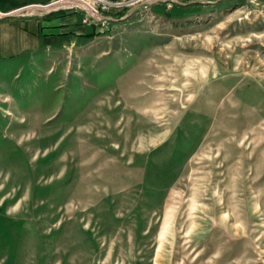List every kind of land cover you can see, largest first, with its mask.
<instances>
[{
    "label": "rangeland",
    "instance_id": "rangeland-1",
    "mask_svg": "<svg viewBox=\"0 0 264 264\" xmlns=\"http://www.w3.org/2000/svg\"><path fill=\"white\" fill-rule=\"evenodd\" d=\"M73 1L0 76V264H264V0Z\"/></svg>",
    "mask_w": 264,
    "mask_h": 264
},
{
    "label": "crops",
    "instance_id": "crops-1",
    "mask_svg": "<svg viewBox=\"0 0 264 264\" xmlns=\"http://www.w3.org/2000/svg\"><path fill=\"white\" fill-rule=\"evenodd\" d=\"M43 1L18 0L12 5L0 7V76L7 70L13 71L12 76H16L18 62H34L42 57L49 60L55 52L73 49V34L86 35L90 32L88 24L82 22L81 12L80 18L77 12L63 13L57 17V23H52L46 16L23 7ZM16 9L20 11L15 12ZM67 31L70 32L65 33Z\"/></svg>",
    "mask_w": 264,
    "mask_h": 264
},
{
    "label": "trees",
    "instance_id": "trees-1",
    "mask_svg": "<svg viewBox=\"0 0 264 264\" xmlns=\"http://www.w3.org/2000/svg\"><path fill=\"white\" fill-rule=\"evenodd\" d=\"M72 12H74V11H72ZM71 12V13H72ZM67 13V12H66ZM68 32H70V31H67V32H65V33H68ZM86 35H93V31H90V32H88V33H86Z\"/></svg>",
    "mask_w": 264,
    "mask_h": 264
},
{
    "label": "built area",
    "instance_id": "built-area-1",
    "mask_svg": "<svg viewBox=\"0 0 264 264\" xmlns=\"http://www.w3.org/2000/svg\"><path fill=\"white\" fill-rule=\"evenodd\" d=\"M68 1H70V3H72V4H76V2L73 1V0H68ZM99 2H100V1H99Z\"/></svg>",
    "mask_w": 264,
    "mask_h": 264
},
{
    "label": "bare ground",
    "instance_id": "bare-ground-1",
    "mask_svg": "<svg viewBox=\"0 0 264 264\" xmlns=\"http://www.w3.org/2000/svg\"><path fill=\"white\" fill-rule=\"evenodd\" d=\"M87 19H88V18H85L84 21L86 22Z\"/></svg>",
    "mask_w": 264,
    "mask_h": 264
},
{
    "label": "water",
    "instance_id": "water-1",
    "mask_svg": "<svg viewBox=\"0 0 264 264\" xmlns=\"http://www.w3.org/2000/svg\"><path fill=\"white\" fill-rule=\"evenodd\" d=\"M21 7V6H20Z\"/></svg>",
    "mask_w": 264,
    "mask_h": 264
}]
</instances>
